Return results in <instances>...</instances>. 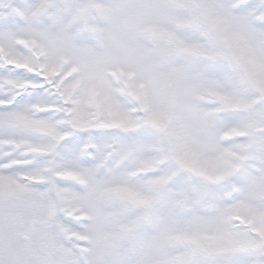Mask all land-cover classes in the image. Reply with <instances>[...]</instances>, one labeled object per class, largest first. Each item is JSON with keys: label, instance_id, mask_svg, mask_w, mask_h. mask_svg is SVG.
Segmentation results:
<instances>
[{"label": "snow or ice", "instance_id": "6c2138e0", "mask_svg": "<svg viewBox=\"0 0 264 264\" xmlns=\"http://www.w3.org/2000/svg\"><path fill=\"white\" fill-rule=\"evenodd\" d=\"M0 264H264V0H0Z\"/></svg>", "mask_w": 264, "mask_h": 264}]
</instances>
